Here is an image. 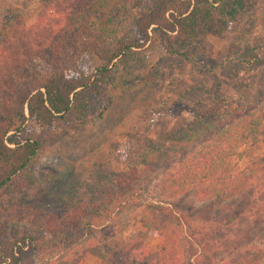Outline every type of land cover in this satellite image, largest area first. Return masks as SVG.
I'll return each mask as SVG.
<instances>
[{
  "label": "trees",
  "instance_id": "obj_1",
  "mask_svg": "<svg viewBox=\"0 0 264 264\" xmlns=\"http://www.w3.org/2000/svg\"><path fill=\"white\" fill-rule=\"evenodd\" d=\"M36 2L41 8L28 25L24 1L9 6L0 0V193L61 129L93 124L115 94L153 83L158 71L146 62V48L193 63L204 35L237 28L251 35L259 27L255 33L264 35V9L254 0ZM252 39L214 67L252 70L264 62V42ZM188 46L194 50L189 54ZM263 101L220 95L197 101L180 134L148 142L151 160L166 166L152 186L156 204L140 211L142 235L127 241L114 236L107 245L85 242L136 187L147 191L138 184L140 166H129L92 198L40 216L22 210L21 218L13 213L16 218L1 222L0 264H23L28 254L48 264H83L90 256L103 264H264ZM190 195L223 204L227 215L199 222L179 212L176 203ZM150 236L155 248L147 244Z\"/></svg>",
  "mask_w": 264,
  "mask_h": 264
},
{
  "label": "rangeland",
  "instance_id": "obj_2",
  "mask_svg": "<svg viewBox=\"0 0 264 264\" xmlns=\"http://www.w3.org/2000/svg\"><path fill=\"white\" fill-rule=\"evenodd\" d=\"M21 1H24L25 21L30 25L41 6L36 0H6V3L11 6ZM254 2L264 9V0ZM261 29L252 31L259 37H253L254 34L242 28L221 35H204L201 42L196 41V60L205 62L209 57L214 60L205 68H199L196 60L192 63L182 56H167L158 48H146L142 54L147 63L155 65L156 80L148 87L123 89L114 95L102 119L84 126L64 127L46 142L27 168L0 193V223L16 218L13 213L21 218L22 210L40 216L57 212L76 200L92 198L118 173L129 166H140L138 184H144L147 191L136 187L130 201L115 211L111 220L96 229L85 242L107 245L114 236L127 241L142 235L145 229L141 225L140 211L156 204L152 186L166 166L161 161L151 160L148 142L159 138L167 141L180 134L192 122L188 112L197 101H212L219 95L245 101L263 98L264 62L252 70L230 63L214 67L215 60L242 50L250 39L254 38L251 42L256 45L264 42V35L255 33ZM186 50L187 54L194 51L191 46ZM175 208L199 222H213L227 215L223 204L198 202L194 195L181 198ZM242 228V225L236 226L238 231ZM30 230L36 231V238L42 236L38 228L30 227ZM147 244L155 248L157 239L150 236ZM27 256L23 264L49 263L39 255ZM83 264L103 262L90 256ZM118 264L123 263L119 261Z\"/></svg>",
  "mask_w": 264,
  "mask_h": 264
}]
</instances>
